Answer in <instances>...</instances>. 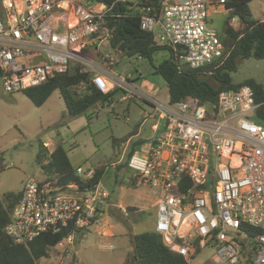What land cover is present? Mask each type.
I'll return each instance as SVG.
<instances>
[{
  "label": "built area",
  "instance_id": "1",
  "mask_svg": "<svg viewBox=\"0 0 264 264\" xmlns=\"http://www.w3.org/2000/svg\"><path fill=\"white\" fill-rule=\"evenodd\" d=\"M124 2L131 1L84 7L80 0H1L2 91L38 86L67 74L70 64L78 62L81 72L89 68L103 93L119 88L122 100L141 98L127 77L98 68L82 53L101 30L111 38L105 17ZM224 4L225 0H161L159 11L141 10V29L157 44L171 48L181 65L200 69L221 64L228 54L207 20L211 13L226 12ZM235 21L230 23L237 25ZM104 59L108 67L113 65L109 54ZM144 102L151 117L163 118V127L140 144L127 160V169L136 187L156 192L154 231L163 244L187 261L211 247L212 264H240L242 253L248 264H264V125L255 121L261 104L255 102L252 89L221 91L210 113L189 98L164 105ZM42 146L48 154L54 149L49 141ZM75 174L87 182L95 168L77 166ZM183 181L189 186L179 193ZM108 199L101 182L81 189L76 183L63 188L49 180L29 179L4 233L13 243L26 244L72 225L73 231L56 245L65 249L64 243L71 245L77 232L99 226V209L108 206ZM114 207L128 215L121 201Z\"/></svg>",
  "mask_w": 264,
  "mask_h": 264
},
{
  "label": "rangeland",
  "instance_id": "2",
  "mask_svg": "<svg viewBox=\"0 0 264 264\" xmlns=\"http://www.w3.org/2000/svg\"><path fill=\"white\" fill-rule=\"evenodd\" d=\"M80 3L90 7L86 0H80ZM247 8L253 19L264 20V1H251ZM225 17V12L211 13L208 26L218 30ZM234 24H237L234 27L239 25L238 21ZM109 39L105 30L94 35L85 47L87 57L98 68L127 77L141 98L122 100L119 93L111 106L104 105L81 116L70 117L57 90L39 107L33 105L24 91L0 94V200L6 194L21 192L29 179L44 180L45 174L37 164L36 156L42 150L41 143L49 141L53 147H63L73 167L103 168L101 184L109 193L108 203L115 204L117 198L128 211L124 216L114 206L101 207L98 227L84 229L75 235L71 245L64 243L65 249L56 246L50 249L48 257L39 259L37 264H61L64 261L65 264H123L133 250L132 236L154 231L155 210L151 204L156 192L147 187H136L131 172L123 164L128 152L137 151L141 142L157 135L163 127V118L160 115L151 117V108L144 100L162 105L168 103L166 83L154 73V67L167 59L168 53L158 51L151 61L120 58L111 48ZM106 54L114 59L109 67L104 59ZM85 69L89 70L88 67ZM208 79L213 86L217 85ZM247 79H254L264 87V59L248 58L238 62L236 72L231 74V83L236 85ZM97 82L103 86V81ZM129 207L138 209L129 210ZM213 253L211 247L201 249L189 264H212Z\"/></svg>",
  "mask_w": 264,
  "mask_h": 264
},
{
  "label": "trees",
  "instance_id": "3",
  "mask_svg": "<svg viewBox=\"0 0 264 264\" xmlns=\"http://www.w3.org/2000/svg\"><path fill=\"white\" fill-rule=\"evenodd\" d=\"M1 1V0H0ZM87 3H101L110 6L112 0H86ZM252 0H225L226 17L215 30L222 42L224 53L228 57L223 63H213L204 68L193 69L176 61L171 48L158 45L150 33L141 29V10L150 7L159 11L161 0H140L137 3L124 2L114 5L107 13L104 27L111 35L110 46L119 53V57H137L151 61L152 56L161 50L168 53V58L154 67V73L165 81L168 91V102L174 103L185 99H193L205 107L207 113L215 111L217 96L221 91L236 90L248 86L254 92L255 102L261 104L256 112L255 121L264 125V87L254 79H247L239 84L231 83V74L235 73L238 62L243 59H264V21L252 18L247 5ZM118 15V16H115ZM238 21L234 27L230 22ZM82 53L86 54L85 48ZM83 66L72 62L67 74L51 78L44 83L24 90L26 97L34 106H41L54 91H59L67 113L70 117H78L88 110L112 105L115 95L123 93L119 88L103 93L93 82L94 75L81 72ZM211 78L217 85L210 83ZM132 100V98H129ZM101 102V105L99 103ZM113 143H115L113 141ZM142 143V142H141ZM140 143V144H141ZM41 148L36 161L42 173L43 181H52L56 186L65 187L76 183L81 189L93 187L102 181L103 168L95 169L94 176L83 182L75 174V168L69 161L67 152L61 145L54 147L48 154ZM134 153L132 149L126 154L123 166L127 169V160ZM128 171V170H127ZM179 193L189 186L183 181ZM113 190V189H110ZM111 193V192H110ZM21 197L17 194H6L0 200V264H37L41 258H47L49 251L65 239L72 231V225L62 228L59 232L43 233L35 240L26 244L13 243L4 233V227L10 221L12 209ZM129 210H135L129 207ZM250 229L249 233H255ZM78 232L76 233V235ZM133 250L127 254L123 264H189L182 256L170 251L155 231L143 232L132 236ZM194 256V255H193ZM191 255L190 259L193 258ZM240 264H248L247 256L242 253Z\"/></svg>",
  "mask_w": 264,
  "mask_h": 264
},
{
  "label": "crops",
  "instance_id": "4",
  "mask_svg": "<svg viewBox=\"0 0 264 264\" xmlns=\"http://www.w3.org/2000/svg\"><path fill=\"white\" fill-rule=\"evenodd\" d=\"M252 1H256V0H252ZM258 1H264V0H258ZM261 21H264V20H261ZM94 77H95V76H94ZM100 81H101V80H100ZM97 83H98V82H97ZM98 85L101 86L99 83H98ZM155 195H156V193H154V196H155ZM115 200H116V201H119L117 198H115ZM108 206H114V204H110V203H108ZM137 207H138V206H137ZM151 207L154 208V210H155V201L151 204ZM138 208H139V207H138ZM138 208H137V209H138ZM137 209H136L135 211H137ZM154 219H155V218H154ZM92 228H94V227H92ZM92 228H91V229H92ZM97 233H99V231H98ZM65 263H66V262L64 261V262L61 263V264H65Z\"/></svg>",
  "mask_w": 264,
  "mask_h": 264
},
{
  "label": "water",
  "instance_id": "5",
  "mask_svg": "<svg viewBox=\"0 0 264 264\" xmlns=\"http://www.w3.org/2000/svg\"><path fill=\"white\" fill-rule=\"evenodd\" d=\"M2 85H1V82H0V94L2 93ZM101 103V102H100Z\"/></svg>",
  "mask_w": 264,
  "mask_h": 264
},
{
  "label": "bare ground",
  "instance_id": "6",
  "mask_svg": "<svg viewBox=\"0 0 264 264\" xmlns=\"http://www.w3.org/2000/svg\"><path fill=\"white\" fill-rule=\"evenodd\" d=\"M16 5L19 7V3L18 2H16Z\"/></svg>",
  "mask_w": 264,
  "mask_h": 264
}]
</instances>
